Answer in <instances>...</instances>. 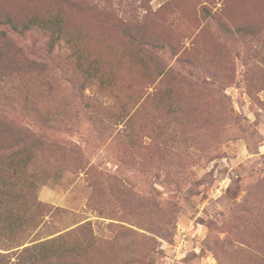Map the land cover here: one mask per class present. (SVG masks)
<instances>
[{
  "label": "rangeland",
  "instance_id": "obj_1",
  "mask_svg": "<svg viewBox=\"0 0 264 264\" xmlns=\"http://www.w3.org/2000/svg\"><path fill=\"white\" fill-rule=\"evenodd\" d=\"M34 17H56L77 37L129 113L133 97L155 92L87 155L104 179L69 171L66 151L38 157L57 165L37 188L54 208L39 240L89 221L105 242L87 264H264V0H0V41L7 18ZM55 72L31 89L35 101L62 95L68 83Z\"/></svg>",
  "mask_w": 264,
  "mask_h": 264
},
{
  "label": "trees",
  "instance_id": "obj_2",
  "mask_svg": "<svg viewBox=\"0 0 264 264\" xmlns=\"http://www.w3.org/2000/svg\"><path fill=\"white\" fill-rule=\"evenodd\" d=\"M4 22L10 32L2 30L0 41V60L6 63L0 68V264H58L66 254L74 259L72 264H87L90 251L105 242L93 233L91 222L39 240V230L54 208L39 200L37 188L50 180L57 165L48 160L37 164L38 157L47 156V151H66L74 162L67 165L69 171L78 169L97 181L104 179V171L87 165V155L97 143L107 147L105 140L116 125L125 117L128 124L144 112L155 92L133 97L136 108L129 113L126 104L118 105L121 98L110 76L96 58L84 54L77 37H71L56 17H34L20 26L8 18ZM34 31L46 34L47 41L19 40ZM61 48L68 50L62 58ZM70 69L71 77H63ZM55 70L68 83L62 95L53 88L51 100L35 101L31 89L40 79H51ZM36 86L44 91L40 82ZM74 131L86 135L83 144L65 139ZM69 239L71 245L63 251Z\"/></svg>",
  "mask_w": 264,
  "mask_h": 264
},
{
  "label": "built area",
  "instance_id": "obj_3",
  "mask_svg": "<svg viewBox=\"0 0 264 264\" xmlns=\"http://www.w3.org/2000/svg\"><path fill=\"white\" fill-rule=\"evenodd\" d=\"M185 244H186V238H185V235L182 237L181 241H180V246L179 247H185Z\"/></svg>",
  "mask_w": 264,
  "mask_h": 264
}]
</instances>
